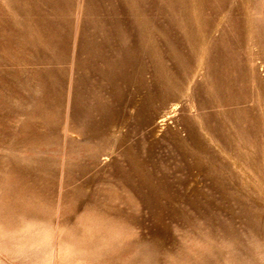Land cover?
<instances>
[{
    "label": "rangeland",
    "instance_id": "374dc122",
    "mask_svg": "<svg viewBox=\"0 0 264 264\" xmlns=\"http://www.w3.org/2000/svg\"><path fill=\"white\" fill-rule=\"evenodd\" d=\"M121 2L133 26L145 16L162 100L123 89L80 139L64 118L36 127L29 207L3 210L0 190V264H264V0ZM12 5L0 0L8 17ZM9 48L0 59L15 61ZM0 126V158L13 159L16 123Z\"/></svg>",
    "mask_w": 264,
    "mask_h": 264
},
{
    "label": "bare ground",
    "instance_id": "6f19581e",
    "mask_svg": "<svg viewBox=\"0 0 264 264\" xmlns=\"http://www.w3.org/2000/svg\"><path fill=\"white\" fill-rule=\"evenodd\" d=\"M11 1V17L0 8V53L9 46L8 51L16 60L7 56L0 59V86L8 81L9 75L12 77L15 104L8 106V99L0 95V118L13 119L16 127L10 135L15 141L14 158H0V180L7 178L0 190L7 199L3 210L13 208L20 212L27 210L34 195L35 184L31 187V181L38 169L33 164L39 160L34 155L42 151L37 139L43 135L37 133L36 127L44 124L55 129L64 118L67 132L80 139L79 124L87 120L92 127L101 114L114 107L117 93L123 89L139 88L146 94L147 102L161 101L164 94L158 89L159 77L151 68L154 62L146 58L152 52L147 42L145 16H139L133 26L132 15L128 16L121 0H81L74 28L70 20L71 0ZM138 4L141 12H146L147 0H138ZM70 61L69 71L65 66ZM69 72V97L63 109ZM147 75L148 81L144 80ZM137 77L141 78L138 85ZM29 101L33 103L30 105ZM89 159L95 163L98 153L93 152ZM61 182L67 189L65 181Z\"/></svg>",
    "mask_w": 264,
    "mask_h": 264
}]
</instances>
